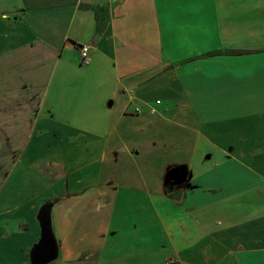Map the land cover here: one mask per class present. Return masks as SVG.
I'll return each instance as SVG.
<instances>
[{"label":"crops","instance_id":"obj_1","mask_svg":"<svg viewBox=\"0 0 264 264\" xmlns=\"http://www.w3.org/2000/svg\"><path fill=\"white\" fill-rule=\"evenodd\" d=\"M262 61L264 0H0V264L43 205L49 264H264Z\"/></svg>","mask_w":264,"mask_h":264},{"label":"water","instance_id":"obj_2","mask_svg":"<svg viewBox=\"0 0 264 264\" xmlns=\"http://www.w3.org/2000/svg\"><path fill=\"white\" fill-rule=\"evenodd\" d=\"M39 240L29 250L30 264H49L58 257V243L50 221L49 207L43 205L38 214Z\"/></svg>","mask_w":264,"mask_h":264},{"label":"rangeland","instance_id":"obj_3","mask_svg":"<svg viewBox=\"0 0 264 264\" xmlns=\"http://www.w3.org/2000/svg\"><path fill=\"white\" fill-rule=\"evenodd\" d=\"M208 146L206 145V146H202V147H198L197 148V151L195 152V156H194V159H198L199 161H202V158L204 159L205 157H206V154H204L203 155V157H202V154L200 155L199 154V151H206V152H211V153H214V157L211 159V160H209V159H207L206 161H204V163L205 164H211V163H213L214 161L216 162V159H217V153H215L214 151H213V149L212 150H208V148H207ZM202 157V158H201ZM192 170L195 172V174L197 175V172H198V167L194 164V162H193V165H192ZM28 264H30V261H29V263Z\"/></svg>","mask_w":264,"mask_h":264},{"label":"built area","instance_id":"obj_4","mask_svg":"<svg viewBox=\"0 0 264 264\" xmlns=\"http://www.w3.org/2000/svg\"><path fill=\"white\" fill-rule=\"evenodd\" d=\"M79 53H80V60L81 63L87 64L89 62V51L90 48L88 45H80L78 46Z\"/></svg>","mask_w":264,"mask_h":264},{"label":"snow or ice","instance_id":"obj_5","mask_svg":"<svg viewBox=\"0 0 264 264\" xmlns=\"http://www.w3.org/2000/svg\"><path fill=\"white\" fill-rule=\"evenodd\" d=\"M261 66H262V68H264V61H262V65Z\"/></svg>","mask_w":264,"mask_h":264}]
</instances>
